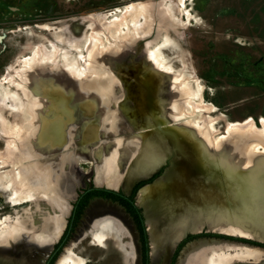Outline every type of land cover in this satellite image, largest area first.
<instances>
[{
	"label": "rangeland",
	"instance_id": "1",
	"mask_svg": "<svg viewBox=\"0 0 264 264\" xmlns=\"http://www.w3.org/2000/svg\"><path fill=\"white\" fill-rule=\"evenodd\" d=\"M141 1L150 3L145 19H141L137 26L121 29L118 35H111L110 31L117 28L113 23L119 21L120 10L124 11L121 12V16L126 15L129 12L127 10L131 8L127 6ZM163 4V0H0V77L10 72L13 83L15 82L14 85H10V90L17 96L14 108L12 106L5 109L4 116L18 127L19 132L15 136L18 137L22 133L27 139V144L33 136L37 138L42 135L44 149L47 146L48 150H53L39 155L37 160L42 162L59 157L60 161L62 160L61 172L59 175L49 174V178L52 180L55 178L59 191L62 186L66 188L61 190V207L58 210H54L48 203L47 206L44 205L43 201L24 203L12 208L8 203L10 194H3L0 191V219L9 216V224L21 221L28 229L33 224L36 234H41L47 240L40 244H47L48 241H55L56 216H61L68 209L65 217L67 222L72 204L82 189L97 186L120 190L127 168L132 166V162L142 159L137 148L131 155L129 150H122L119 159L122 141L128 136L136 135L135 132L142 127L135 122L130 123L138 116L129 118L130 113L124 110L129 108L135 109L144 121L150 119L151 127L159 133L166 134V137L177 134L181 136L180 143L185 148L184 155L176 156L175 152L170 153L154 170L156 172L160 168L157 177L161 178L158 180L154 178L156 181L152 182V187L165 176L175 159L187 166L192 178L202 177L201 180L206 183L209 174L194 167L195 164H200L203 156L199 151V143L189 135L183 134L180 129L167 124L165 119V108L170 104L165 98L178 95L175 87L172 88L174 82L168 81L166 75H175L181 71L193 74L200 84L202 83L203 101L206 106L211 104L216 108L217 112L213 113L212 117L221 114L227 121L234 123L252 119L256 125L258 124V128H261L259 123L264 119V0H182L179 8L183 16L184 29H179L166 18ZM91 34L98 40L94 57L92 55L93 58L88 61L87 51L92 49L89 45ZM167 38L174 39L176 44L165 45ZM45 49L52 53L51 57L43 58L42 66H35L26 71L22 59L31 56L33 52H36L37 56L45 55ZM157 50L160 51L159 58L154 56ZM74 71H77L78 75ZM104 79H109L110 85H115L117 88L115 95L110 94L108 90L107 92L98 90L96 95L90 91L91 82ZM188 85L193 87L191 81ZM150 94L157 99L156 105L152 103ZM155 106L160 119L154 117ZM183 106V112L186 113L182 112L181 117H174L175 119L170 116V122L179 125L189 119V123L185 122L183 126L187 125L196 130L202 114L197 112L192 115L186 100ZM142 111L149 115V118L142 116ZM23 114L29 116L28 120L27 117H23L24 119L20 117ZM38 118H41V124ZM35 121L34 128L32 124ZM54 121H58L56 125L61 123L58 130L63 139L58 143L51 141V123ZM122 126L131 129L125 130ZM211 128L214 141L225 137L224 122L212 124ZM8 140L0 127V158L11 156L7 150ZM132 141L138 145L134 139ZM64 144L68 146L66 149ZM256 150L264 151L259 146ZM210 156L216 157L214 154ZM78 174L84 175L85 181H79L76 177ZM110 182L112 184L109 186ZM175 197L177 200L180 199L184 206H189L187 203L189 198L174 188L164 187L156 190L152 207L157 213L159 225H156V229L159 232L162 226L178 221ZM97 198L86 210V206L82 208L77 225L75 224L76 227H73V233L71 232V237L68 238L69 244L65 248L72 243L73 234L93 203L102 202L122 212L119 208L121 206L115 201ZM213 199L223 218L232 210L237 212L232 200L230 202L219 193L213 194ZM257 203V199L254 198L249 204V209L240 206L238 215L242 218L243 225L250 226L247 227L252 233L264 237V215ZM179 214L186 218L191 216L184 214L181 209ZM209 223H203L197 233H186L196 234L191 242L198 240V243L182 264H204L207 252L226 248L229 245L224 243L227 242L244 244L238 242L240 238L231 234L214 231L208 227ZM134 229L136 231L135 227ZM91 233L92 226L74 246V252L84 258L86 264H133L130 242L125 234L122 235V243L127 253L120 251L112 241H109L104 249L94 245ZM136 235L140 264V242L137 233ZM52 247L53 244L41 264H45ZM150 262L149 260L148 264H161Z\"/></svg>",
	"mask_w": 264,
	"mask_h": 264
},
{
	"label": "bare ground",
	"instance_id": "2",
	"mask_svg": "<svg viewBox=\"0 0 264 264\" xmlns=\"http://www.w3.org/2000/svg\"><path fill=\"white\" fill-rule=\"evenodd\" d=\"M181 2L182 0H174V2L163 0V12L166 18L174 25L179 27V29H184V24L182 21L183 16L179 8ZM127 7L131 8H129L130 10H127V12H129L126 15L121 16V12L123 10H120V18H118L119 21L116 20L117 22L114 21L115 23H113V26H117V28L115 30L110 29L111 35H116L121 29H124L125 27L128 28L129 26H137L139 21L144 18L147 8H150V3L148 1H141L138 3H133ZM103 24V26L106 25L104 22ZM108 25L110 26V24ZM96 38L91 34L89 45L92 49L87 51L88 61L91 60L93 53L97 49L96 41L98 39L96 40ZM165 40V45L176 44L174 39L170 40L167 38ZM45 51V55L41 54V56H37L36 52H33L31 56L22 59L24 66L26 67V71L33 69L35 66H40L43 58L51 57L50 55L52 53L46 49ZM97 54L98 53H96V55ZM154 56L159 58L160 51H155ZM79 69L81 68L79 67ZM70 72L72 73V71ZM185 72L186 71H181L175 75H166L168 81L174 82H172V88L175 87L176 93L178 95H172V97L167 96V98H165L166 102L170 104L165 108V104L163 103L165 108L164 115L165 119L167 120V124L173 125L175 128L180 129L183 134L189 135L191 139H194L199 143V151L203 153V156L202 159H200V164L197 163L194 167L206 172V174H209V177L206 183L201 180L202 177L192 178L187 166L182 165L179 160L175 159L171 163V167L167 170L165 176L160 180V182H158L153 187L151 186L153 183L150 185L146 184L147 186H143L144 188L141 187L142 189L140 188L141 190L139 189V192L137 191L135 195V201L136 206L143 209L145 227L149 242V260L152 262L160 261L163 264H166L169 254L172 252L175 245H177L176 243L182 238V236H184V234L199 232L203 223L206 222H210L208 227L214 229V231L218 233L226 235L231 234L232 236L240 237V239L245 238L243 240L249 239L257 242H264V237L252 233V231L248 228L250 226L247 224L246 225L248 227L243 225L241 223L242 218L238 215L240 206L245 207V209H249V204L254 198L257 199V204L262 208L261 211L264 215V151L261 152L256 150V147L258 146L264 149V119L260 120L259 124H261V128H258V124L256 125V122L252 119H248L243 123H234L227 121L226 118L221 114L212 117L211 115L217 111L215 106L211 104L206 106L204 103L202 95V83L200 84V81L194 77L193 74H187ZM189 81H191L193 84L192 88L188 85ZM109 82L111 83L109 79H104L97 82L93 81L89 84V89L95 95L98 93V90H103L105 92L108 90L110 94L113 93V95H115L117 88L115 85H110ZM14 83L10 72H7L5 75L0 77V127L3 133H5L6 137L9 139L6 143L8 145L7 150L10 151L11 155H8L9 157L7 158H0V191H2L3 194H10L8 197V203H10L12 208L23 205L24 203L43 201L44 203H42L44 205L47 206L48 203L54 208V210H58L61 207V190L66 188L65 186H62L59 191L57 181H55V178L54 180L50 179L49 174L54 173V175H59L61 172L60 166L62 160L60 161L59 157H53V159L50 160H44L42 162L38 161L37 159L39 155L45 152H50L53 149L48 150V148H46L47 146H45L44 149L42 135L40 137L38 136L37 138H35L36 136H33L29 140L28 144L26 143L27 139L24 137V135H22V133L16 137L15 134L19 132L18 127L14 125V123H11L6 116H4V110L12 106L14 108V104L17 102L16 94L10 90V85H14ZM17 83L19 84L20 81ZM2 85L7 86L2 87ZM103 95L105 96V94ZM26 96L28 99L27 93ZM150 97L152 103L156 105L157 99L155 96L150 94ZM165 99H163V101ZM190 99H195V101H189ZM185 100L190 107L192 115L196 114L197 112L202 114V116L198 119L199 123L196 130L190 126L187 127V125H185L186 127L183 126L185 122L189 123V119L183 122V124L179 125L177 123L170 122L171 119L169 120L171 117H181L182 112L184 111L183 102H185ZM32 107L33 106L31 105L30 109H32ZM124 110L126 113H130L129 118L138 116L136 120H131V124H134L135 122L136 125L139 124L140 127L142 126L141 128L136 127L137 129H142L136 131V135L128 136L125 141H122L123 147L120 150L119 159L122 154V150H129V154L131 155L135 148L140 150L142 157L141 161L138 160L132 162V166L127 168L125 171L121 187L125 192L128 190L133 180L144 178L153 173L154 170L164 162L170 153L175 152L176 156L184 155L185 148L183 144L180 143L181 136L178 134L171 135L168 138L166 137V134L164 135L162 132L161 134L155 128L151 127L150 119H145L144 121L143 117H141L135 109L133 110V108H129ZM19 112H21V110ZM153 113L154 117L160 119V115H158L159 111L157 110L156 106L153 108ZM21 116L22 118L27 117L26 120L29 118L27 114L20 115V117ZM142 116L149 118V115H147L144 111H142ZM30 119L32 118L30 117ZM38 119L40 120L39 122L41 124V118ZM103 121L105 122V119ZM56 122L58 121L51 123V141L58 143L62 141L63 136L59 134L58 130L61 120L58 125H56ZM217 122H224L225 137L216 142L212 138L211 125ZM33 125H36V121L34 124H32V126ZM33 127L35 128V126ZM41 128L42 125L40 126V129ZM122 128H127V130L131 129L124 126H122ZM31 129L32 128L30 127L29 130L31 131ZM133 139L138 142V145L134 144L132 141ZM67 147L68 146L64 144V148L66 149ZM7 150L5 151L7 152ZM211 150L215 151L216 153L212 152ZM211 152L216 157L210 156L212 155ZM208 153L210 155H208ZM99 155L100 154H97V156ZM69 159L70 158H68V160ZM70 162H72V159ZM76 177L81 182L85 181L84 175L78 174ZM160 178L161 177L158 179ZM111 184L112 182H110L108 185L110 186ZM164 187L168 189L174 188L175 190L182 192L186 198H189L187 199L189 201L187 202L189 206H184L185 204H183L180 199L177 200L175 197L176 200L174 205L178 214V221L168 226H162L163 228L159 232L156 229V225H159L158 217L157 213L152 207V203L156 190ZM215 193H219V195H222L223 198L228 199L230 202L232 200L237 212L235 213L231 207L232 211H230L225 216V218H223V216L219 213L220 211L218 210V205L214 201L215 198L213 199V194ZM192 205L194 206L192 207ZM86 209L87 207L85 210ZM180 209L184 212V214H190L191 216H187L186 218L180 215ZM67 212L68 209H66L61 216H56V220H54V227H56L54 237L55 241H57L65 226V217ZM215 214L217 215L215 216ZM8 219L9 216L0 219V264H41L46 253L51 248L52 244L55 243V241H48L49 243L47 244H40L43 243V240L46 242L47 240L41 234H36L33 224L30 225L28 229L21 221L12 222L9 224ZM49 222H52V218H50ZM91 226L92 241L94 245L102 249L106 247L109 241H112L116 244L120 251L127 253L126 247L122 243V235L125 234L130 242V251L134 259L133 264L139 263V245L137 242V235L129 218L126 217V215H124L121 211L116 210L113 206L105 205L102 202H96L93 203L87 210L86 216L83 217L79 227L73 234L71 241L72 243L70 246L64 249V247L69 244L68 241L55 257L52 264H86L84 258L76 255L74 252V246L78 240L83 235H85L86 231ZM33 241H36L37 243H34ZM197 243L198 240L186 244L184 249H182L180 252V255L177 259V264L183 263L184 259L190 254V252L193 250V247L197 245ZM62 250L64 251L61 253ZM204 264H264V249L251 247L248 245L228 246L226 248L214 249L208 253L207 257H204Z\"/></svg>",
	"mask_w": 264,
	"mask_h": 264
},
{
	"label": "trees",
	"instance_id": "3",
	"mask_svg": "<svg viewBox=\"0 0 264 264\" xmlns=\"http://www.w3.org/2000/svg\"><path fill=\"white\" fill-rule=\"evenodd\" d=\"M159 172H160V168L156 172L152 173L149 177L135 181L133 183V185L131 186V189H130L128 194L123 193L121 190H112V189H108V188H104V187H97V186H89L88 188L82 189V192L80 194H78V197L76 198V200L72 204L70 215L67 218V222L65 224V227H64L63 231L61 232L57 241L53 244L52 250H51L45 264H52L53 260L58 255L61 248L65 245L66 242L69 241V239L71 237L70 234L73 233L72 229L77 222L78 216L80 215L82 208L84 206H86L88 200L95 198V197L107 198V199H110L112 201H115L130 216V218L134 224V227L136 228L138 237H139L140 264H148L149 247L147 244L146 233H145V229H144V225H143V217L141 214V209L139 207H137L136 205H134L133 197H134L135 192L138 191L141 187L144 188L145 186L152 184V182L156 178L158 179L159 177H157V176H158ZM195 236H196V234H186L184 237H182L176 243L177 245H175V247L172 251V254L170 256L168 264H175V261H177L176 258H178V256H179L178 253H180L181 250L183 249V246L186 245L187 243H189V241L191 242L192 238H194ZM243 239H245V238H243ZM243 239H240V241H238V242H244V243H246V245L264 249V244H262V243H259L257 241H253V240H249V239H246L247 241H245Z\"/></svg>",
	"mask_w": 264,
	"mask_h": 264
},
{
	"label": "water",
	"instance_id": "4",
	"mask_svg": "<svg viewBox=\"0 0 264 264\" xmlns=\"http://www.w3.org/2000/svg\"><path fill=\"white\" fill-rule=\"evenodd\" d=\"M147 177H149V176H146V177H144V178H147ZM144 178H138V179L133 180V181L131 182V184H130L128 190H127V192H124L122 188H120V190H121L123 193L128 194L129 191H130V189H131V186L133 185V183H134L135 181H137V180L144 179ZM104 188H106V187H104ZM139 188H140V187H139ZM108 189H110V188H108ZM137 190H138V189H137ZM136 192H137V191H136ZM136 192H135L134 197H133L134 205H136V202H135V195H136ZM95 199H98V198L95 197V198H93L92 200L90 199V200H89V203L86 205V207H88V206H89V205H90ZM86 207H85V208H86ZM119 208H121L122 212H123L128 218H129V220H130L132 226H134V224L132 223V220H131L130 216L124 211V209H123L122 207H119ZM141 214H142V217H143V225H144V229H145V233H146V238H147V244H148L149 242H148V236H147L146 227H145V220H144L143 209H141ZM133 228H134V227H133ZM134 230H135V229H134ZM136 233H137V231H136ZM185 235H186V234H184V236H185ZM184 236H182V237H184ZM62 248H63V247H62ZM62 248H61V249H62Z\"/></svg>",
	"mask_w": 264,
	"mask_h": 264
},
{
	"label": "crops",
	"instance_id": "5",
	"mask_svg": "<svg viewBox=\"0 0 264 264\" xmlns=\"http://www.w3.org/2000/svg\"><path fill=\"white\" fill-rule=\"evenodd\" d=\"M125 192H127V191H125ZM234 237H236V236H234ZM237 238H240V237H237ZM189 244V243H188ZM224 244H227V245H229V246H238V245H246V244H236V243H234V242H227V243H224ZM223 245V244H222ZM221 245V247H224V246H222ZM249 246V245H248ZM252 247V246H251ZM184 249V248H183ZM182 251V250H181ZM148 254H149V251H148ZM171 254V253H170ZM170 254H169V256H170ZM179 255H180V253H179ZM206 255V257H207V255H208V252H207V254H205ZM179 257V256H178ZM148 261H149V258H148ZM201 261H203V260H201ZM159 263H161L160 261H158ZM150 263H154V262H150ZM167 263H169L168 262V260H167V262H166V264ZM162 264V263H161ZM176 264H177V262H176Z\"/></svg>",
	"mask_w": 264,
	"mask_h": 264
}]
</instances>
